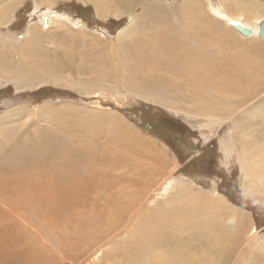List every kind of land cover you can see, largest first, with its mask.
<instances>
[{
  "label": "rangeland",
  "instance_id": "1",
  "mask_svg": "<svg viewBox=\"0 0 264 264\" xmlns=\"http://www.w3.org/2000/svg\"><path fill=\"white\" fill-rule=\"evenodd\" d=\"M49 1L50 5L40 3L36 7L34 0H0V156L13 146L14 142L10 145L7 138L25 139V146L33 140L62 137V146L84 145L85 154L90 144L94 151L105 154L108 164L128 176L155 174L156 184L149 192L150 200L144 197L145 205L151 204V209L158 206L161 212L179 207L192 211L194 207L198 212L191 218L200 227L205 226L201 230L206 233L223 215L228 242L234 243L237 233H242L234 255L256 250L258 264H264V182L249 189L253 179H245L248 171L237 159L240 132L221 113L211 117L198 112V102L203 101L193 100L181 75L176 76L181 83H173L171 77L165 76L167 82L162 88L150 90L142 84L143 76L138 71L149 69L145 74L152 76L162 71L142 65L147 61L144 57L155 53L150 54L158 39L156 32L169 33L177 25L174 17L186 28L199 24L212 28L216 21L206 11L205 1L190 7L186 0H178L177 4L169 0L166 5L144 0L146 6L135 5L137 0H104L98 7L107 8V14H99L92 2ZM211 1L216 5L221 1L226 10L233 11L236 3L244 5L251 0ZM254 3L264 9V0ZM48 9L63 13L67 21L41 30L42 36H33L28 28L40 26L39 14ZM217 21L223 23L224 19L220 16ZM231 36L237 42L230 45L238 49H234L235 58L264 73V40L245 39L234 33ZM50 39L54 42L51 54H57L52 65L57 70L46 82L36 77V83L25 84L28 70L37 69L31 62V58H39L35 49L45 47ZM207 40L221 45L217 37ZM226 40L223 39L229 45ZM16 68L21 70L15 76ZM169 82L180 93L172 90L174 86L170 89ZM251 125L264 131L258 123ZM164 185L169 187L166 196ZM0 219V232L7 229L10 233L11 224L4 223L1 213ZM130 225L132 229L121 233H138L142 229L133 219ZM234 260L230 264H249Z\"/></svg>",
  "mask_w": 264,
  "mask_h": 264
},
{
  "label": "bare ground",
  "instance_id": "2",
  "mask_svg": "<svg viewBox=\"0 0 264 264\" xmlns=\"http://www.w3.org/2000/svg\"><path fill=\"white\" fill-rule=\"evenodd\" d=\"M83 1L95 4L99 14L108 13L107 8L98 7L104 0ZM154 1L165 5L170 2ZM177 1L171 0L176 4ZM186 1L190 7L199 2ZM204 1L206 11L216 21L212 28L201 24L186 28L174 17L177 25L169 33L156 32L158 39L151 45L154 51L150 54L159 52L160 55L144 57L148 61L145 64L143 59L140 61L142 66L162 71L154 73V77L145 74L149 69L138 71L143 76L142 84L150 90L162 88L167 82L165 76L176 83V76L181 75L186 79V90L193 100L203 101L198 102V112L221 113L231 120L234 130L240 132L237 159L248 171L245 179H253L249 189H254L264 182V131L251 125L258 123L264 127V73L261 68L236 59L234 54L238 49L230 45L237 43L231 36L233 33L245 39L264 40L260 33L264 27V9L260 10L254 0L244 5L236 3L233 11L226 10L221 1L217 5L211 0ZM34 3L36 7L40 3L50 5L49 0H34ZM138 3L146 6L144 0H137L135 5ZM182 14L189 15L184 11ZM220 16L223 23L217 21ZM66 21L63 13L48 9L39 14L40 26L32 25L27 31L33 36H42L41 30ZM208 37L221 39V45L209 42ZM223 39H227L229 45ZM44 44L45 47L35 49L40 59L31 58L37 69H27L29 76L25 84L36 83V77L46 82L57 70L52 65L57 59V54H51L50 45L54 46V42L50 39ZM18 70L21 68H16L15 76L19 75ZM173 83L167 86L171 89ZM177 90L174 92H179ZM6 140L10 145L14 143L0 156V213L12 230L0 232V264H230L233 258L234 262L259 263L256 250H242L234 255L242 233H237L234 243L228 242L225 216L214 226L210 225L206 233L201 230L205 226L200 227L198 221L191 218L198 212L194 207L192 211L179 207L161 212L158 206L151 209V204L145 205L144 197L147 195L150 200L149 192L156 184L153 172L128 176L108 164L105 154L94 151L92 145L89 144L90 151L85 154L84 145L62 146V137L33 140L25 146H22L25 139ZM82 165L89 168L85 170ZM168 188L164 185V196ZM132 219L140 223L142 229L138 233H121L126 228L132 229ZM14 231L18 233H12ZM253 240L249 241L253 243Z\"/></svg>",
  "mask_w": 264,
  "mask_h": 264
},
{
  "label": "water",
  "instance_id": "3",
  "mask_svg": "<svg viewBox=\"0 0 264 264\" xmlns=\"http://www.w3.org/2000/svg\"><path fill=\"white\" fill-rule=\"evenodd\" d=\"M240 30H241L243 33H248V32L245 31V29L243 30V29L240 28ZM260 33H261V35L264 36V27L261 29V32H260Z\"/></svg>",
  "mask_w": 264,
  "mask_h": 264
}]
</instances>
